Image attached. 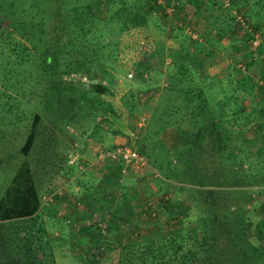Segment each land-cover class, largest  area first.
<instances>
[{"label":"rangeland","instance_id":"1","mask_svg":"<svg viewBox=\"0 0 264 264\" xmlns=\"http://www.w3.org/2000/svg\"><path fill=\"white\" fill-rule=\"evenodd\" d=\"M138 1L0 0V196L3 187L21 164L28 165L40 200L48 192L57 189L62 192L64 189L63 194L56 193L59 196L51 200L58 201V204L41 201L43 208L37 219L46 230V245L51 251L49 259L54 264L84 263L85 255L82 252L86 246L102 259L105 245L95 240V245L89 246L85 231L79 233V237H76V233H70L68 224H71V220L79 228L94 225L96 220L105 222L111 230L103 240L110 241L112 246L107 250L106 259L110 260L109 264L116 263L114 250L119 246L115 247V236L111 235L117 233L115 219L112 220L116 213L123 216L120 223V229H125H122L123 234L133 236L135 232L136 237H146L142 246L148 245L149 249H153V254H156L154 248L157 245H162L164 249L180 242L185 246L193 243L194 249L199 244V256L188 264H200V257L211 248L212 242L200 235V230L208 227H202L203 220L208 224L211 216L219 219L228 214L227 218H230L238 211L244 220L245 232L242 235L245 240L253 246L264 248V211L259 210L260 206H264V133L253 131L254 126L250 125L261 118L256 116V120L251 119L246 133L234 131L228 134L221 130L220 135L228 143L225 152L211 148L207 139L208 145L201 143L199 148H195L193 156H189L188 171L185 172L187 168L182 170L181 165L186 163L182 156L178 161V152L175 154L178 144L175 129L169 125L157 133L150 126V116L165 88L178 80L182 86L202 85L209 105L218 95L238 93L220 81L208 85V80L197 78L194 65L199 62L191 63L194 68L191 67L189 74L179 73L173 67L160 70L152 63L153 68H148L144 63L140 67L133 66L135 61L146 58L142 54L143 44L139 39L138 47L133 46V37H121L122 29H112L116 28L114 23L120 26L132 23V14L141 15L148 23L147 11L143 10L145 0ZM208 2H220L218 5L227 8L231 1ZM209 3L205 1L204 8H201L206 13L211 7ZM153 6L151 3L146 9L150 10ZM132 9L136 11L131 13ZM182 9L183 5L178 4L174 14ZM190 10L191 7H187L185 14ZM149 15L161 18L157 13L149 12ZM168 18L173 19L171 16ZM172 19L161 29L168 37H172ZM105 31L116 35H107ZM178 33L179 36L167 37L163 43H155V47L163 51L156 55L160 60L159 65L167 66L165 63L171 61L169 58L174 65H179L178 47L187 40V36L199 39V35L190 27L187 34ZM188 40L186 43L189 46ZM249 44L259 46L257 33ZM154 57L153 63H157ZM45 58L47 63L44 62ZM189 64H185L188 69ZM198 71L201 77L207 73V70ZM260 96L263 97L262 94ZM259 103L264 104V100ZM238 104L239 108L246 106L245 101L236 102V107ZM251 108L256 115L253 102ZM34 113L38 114L39 120L34 129L32 145L27 154H23L20 148L30 131ZM261 122L264 129V119ZM113 139H120L121 142L116 144H126L140 152L148 169L135 175L131 172L121 175L117 171L119 164L97 159V149L112 147ZM229 152L230 156L234 153L236 158L239 157L238 164L245 171L242 173L246 174V181L242 176L229 178L230 175H225L227 179L221 181L227 168H235L236 158L233 154L229 159ZM72 158L73 162L77 159L78 164L87 162V171L81 174L87 177L84 182L80 179L82 176L77 178L79 167L73 169L66 164V160ZM96 173L108 175L103 179L107 184L101 187L97 185L102 179L95 182ZM70 177H76L72 182L74 187L79 181L84 184L80 190L82 193L69 194V198L63 201L67 194L65 188H68L65 184L69 183L67 180ZM231 181L235 183L228 185ZM223 191L230 193L224 194ZM245 192L250 195L245 196ZM70 199L73 206L69 207L75 215H65L61 211V205L67 204ZM162 200L168 201V212L160 208ZM76 201L77 205L74 203ZM100 208L103 215L97 213ZM137 212L141 214V219L136 216ZM152 213L155 215L152 216ZM66 220H70V223H66ZM30 224L33 222L26 218H12L8 219L7 224H0V236L4 242L2 255L26 260L23 251L25 242L22 239L19 241L16 235L19 233L22 238L27 236L33 247L38 233L32 231ZM4 227L6 232L2 230ZM28 227L31 236L27 232ZM221 228L214 225L211 230L206 229L208 238L217 241L214 257L219 259L218 264H236V248L239 244L245 247V243L240 240H237L239 244L236 243L229 233L224 235ZM228 239H231L230 242H226ZM202 246L207 248L201 250ZM141 248L145 250L135 248L133 251L135 254L132 257L138 262L165 264L153 255L151 258L155 260L150 261L149 249ZM169 250L168 253L173 252L172 248ZM36 256L44 259L39 251H36ZM97 262L94 261V264ZM102 263L108 264L105 260Z\"/></svg>","mask_w":264,"mask_h":264},{"label":"trees","instance_id":"2","mask_svg":"<svg viewBox=\"0 0 264 264\" xmlns=\"http://www.w3.org/2000/svg\"><path fill=\"white\" fill-rule=\"evenodd\" d=\"M215 2V0H214ZM150 3V2H149ZM151 4V3H150ZM156 9V6H153L152 9H148L151 13ZM140 18V19H139ZM142 16L139 15V17L132 18V23H143ZM182 60V59H181ZM44 62L47 63V58L44 59ZM184 62H179V66L177 68V72L179 73H185L187 71L192 72L190 69H188L187 65L183 64ZM175 82V81H174ZM171 82L168 87L165 88L163 95L160 98V101L158 102L156 108L154 109V113L152 116H150V126L155 128L154 132H160L164 130L167 126L171 125L175 130L176 137L178 140V144L175 147V154L178 152V161L181 160V156L184 158L185 165H181L182 170L187 168L185 172L188 171L190 168V157L193 156L195 153V148H199L201 143L207 144L206 140L208 139V143L211 146V148H217L219 151H224L226 148H228V143L225 139L222 138L220 135V129L223 127V120L221 118H217V120L212 119V112L211 108L208 102V99L204 97V91L205 88L202 85H181L180 81H176L177 83ZM176 85V86H175ZM185 86V87H184ZM261 86V93H264V86L263 84H260ZM235 92H232L231 95H234ZM236 103V102H234ZM131 107V106H130ZM260 111V110H259ZM262 112L259 114V117L264 119V106L262 107ZM263 116V117H262ZM211 117V118H208ZM258 117V116H257ZM256 120V115H248L246 117V123L249 121ZM39 116L37 113H34L31 118V127L30 131L26 135L23 144L21 145L20 151L23 154H27L29 151L33 137H34V129L38 123ZM263 122H259L257 126H259L262 129ZM259 129V128H258ZM264 133V131H262ZM121 144V143H120ZM214 144V146H212ZM119 144H115L110 148L107 149H101L99 150H111L114 147H116ZM208 145V144H207ZM97 149V152L99 151ZM227 151V150H226ZM225 152V151H224ZM231 152V151H230ZM230 152L227 154V157H232L234 153L231 154ZM140 153V152H139ZM185 153V154H183ZM96 154V152H95ZM175 157V155H174ZM234 158H236V155H233ZM154 158V156H153ZM176 158V157H175ZM230 159V158H229ZM235 160V159H234ZM177 162V165L179 166V162ZM239 157L236 158L235 162V168H227L226 174H224V178L221 179L222 182H224L227 177L225 175H230L229 178L233 177H240L242 176V179L246 181V174L242 173L244 170L241 169V167L238 164ZM109 162V161H108ZM149 162V161H148ZM112 163V162H111ZM221 165H223V161L220 162ZM66 164H68V161L66 160ZM222 169V168H221ZM245 172V171H244ZM187 176V174H185ZM230 181V180H229ZM243 181V182H244ZM240 182V181H239ZM235 183V181H231L228 183V185H232ZM219 184V182H218ZM217 184V185H218ZM247 192V190H246ZM245 196H249L250 193L246 194ZM223 193L229 194L230 191H223ZM2 195L0 196V224H7L8 219L12 218H26L33 222V224H30L32 231L36 234V243L32 247L31 240L27 238V236H24L23 238L19 235V233L16 235L18 240L20 241L22 239L23 242H25L23 246L24 254L26 255V260H19L10 257L9 255L4 253L3 248V237L0 236V264H54L53 261L50 258L51 251L49 246L46 245V241H48L45 237L46 230L42 225H40L39 222H37L39 212L43 208L41 205V201L43 199L38 197V194L36 193L34 186L31 181V175H30V169L28 168L27 164H21L17 171L13 176L10 177L9 181L5 184L2 190ZM53 199L56 194H53ZM59 196V195H58ZM163 203L160 206V208L169 211V203L167 200H162ZM51 202V201H49ZM251 207V206H250ZM261 212L264 211V206H260L259 209ZM100 215H103L101 212V208L97 212ZM140 213L137 212L136 216L140 217ZM228 214L226 217L227 218ZM122 214L116 213L113 214L112 220L115 219L114 224L116 225V231L117 233L112 234L113 241H116L115 247H118L116 249L114 247V250L116 252V263L114 264H144L143 260L141 262H138L136 258H133V251L135 248L143 251L147 246H142L145 244V238L143 237H136L135 232L133 233V236L131 235H124L122 230L120 229V223L122 222ZM219 218L217 219L215 216L209 217L208 224H205L206 220H203V226H208L204 230H200V235L202 238H206L207 241H211L209 247V252L202 257H200V264H218L219 259L215 258V243L217 241L213 242V239L208 238V230H211L214 225L218 226L220 225L222 233L230 234L234 241L239 244V242L245 243L244 246H240V244L237 246L235 251V257L237 258L236 264H264V248L256 247L251 245L249 242H247L242 235V233L245 232L244 228V220L243 216L239 214L238 211L235 212V215L232 214L230 218L223 219ZM141 219V217H140ZM49 221V220H48ZM7 222V223H4ZM71 220V224L68 226L74 227L75 233H81L82 231L86 232L88 241L90 242L89 246H92L94 243L98 241L99 243L105 245L104 252H102V259L99 258V255H97V258L94 257L95 252L92 253V250L90 247L86 246V249L82 252L85 256V264H94V261H98L97 264H100L103 260L106 261V263H110L109 259L107 258V250L112 249L111 242L108 240H103L104 238H107L110 233V228L105 227L104 229L101 228L100 223L98 220H96L95 224H88L85 228L80 227L79 225L75 224ZM66 223H70V220H66ZM11 224V223H9ZM106 224V223H105ZM20 227V226H19ZM70 227V228H72ZM90 227V229H89ZM6 232V227L2 228V230ZM27 232L30 233V236L32 233L30 232V227L26 228ZM84 229V230H83ZM124 229V228H123ZM125 230V229H124ZM261 229L259 230V232ZM232 232V233H231ZM255 232L257 233V229H255ZM21 234H24L21 233ZM34 234V235H35ZM111 238V236L109 237ZM96 240V241H95ZM228 239L226 242H230ZM240 240V241H237ZM134 241V242H133ZM106 242V243H105ZM178 242V240L175 242V244ZM106 244L111 248H107ZM136 244V245H134ZM174 244V245H175ZM95 245V244H94ZM162 245H157L154 249V252L156 254H153L152 250L149 249L150 252L148 258L150 261H154L153 257H157L158 259L165 262V264H172L176 262V264H188L189 261H193L196 257L199 256L200 250L198 249L199 244L196 245V248L193 249V243L190 245V243L185 246L181 242L176 244V246L172 247H161ZM169 248H172L173 252L168 253ZM205 246H202L200 249L205 250ZM36 251L41 252L42 258H37ZM144 253V252H143ZM135 254V253H134ZM2 255V256H1ZM92 255L94 258H92ZM153 257L151 258V256ZM96 256V255H95ZM129 258V259H125ZM93 259V260H92ZM178 260V261H177ZM148 260H146L147 262Z\"/></svg>","mask_w":264,"mask_h":264},{"label":"crops","instance_id":"3","mask_svg":"<svg viewBox=\"0 0 264 264\" xmlns=\"http://www.w3.org/2000/svg\"><path fill=\"white\" fill-rule=\"evenodd\" d=\"M177 1L179 4L183 5V9L181 12L172 15L171 17H173V19L163 15L157 9L155 12L151 11V13L160 14L161 18H152L149 15L150 11L146 9V6L150 4L149 0H145L143 10L147 11L146 15L149 20L148 23L145 19H142L144 22L141 23L140 26H138V23L133 24L130 22L125 26H120L114 23L116 28L111 29H122L119 34L121 37H133L135 39V41L132 42L133 46L138 47L140 41L143 44L142 49L144 52L142 54H144L146 58L142 57L141 59L137 60V62L135 61L133 66L140 67L141 63H144L148 68H153V66L150 64L152 63L155 64V66L160 70L168 67L178 68L179 65H174L171 58H169L171 60L170 62L167 59L168 61L165 63L167 66L163 67L161 64L159 65L160 60H157L156 55L163 53V51L159 48H156L155 43H163L167 40L168 36H165V33H163L161 29H164L163 27L165 26L166 22L169 21V19H172L174 22L172 25L173 29L171 28L172 37L179 36V31L185 35L184 33H186L187 28H192L197 33V36L199 35V39L196 40L189 36L191 39L188 40L189 37L186 35L190 44L188 46L186 43L187 40L185 39L178 47V61L184 62L183 64L190 63L189 65L191 71V67L194 68L195 66L194 70L198 73H196L198 76L197 78L200 80H208V85L214 81H220L224 85L231 86L232 89L238 93L234 95H231V93L218 95L214 98V100H212V104L210 103L212 118L214 120H217V118H221L223 120V127H221L220 131L223 130L224 133L228 134L233 133L234 131L246 133V127L251 125L254 126L253 131L260 130L258 132L262 133L264 129H261L259 126H257L258 123L262 121V118L256 123L253 122L248 125V123H246V117L248 115H250V117L251 115H254V109L251 108L252 102L255 105L256 116L259 117V114L263 113L262 107L264 104L259 102L264 100V93L260 92V84H263L264 86V0H230V7L227 8H223L218 5L220 2L209 3L208 0ZM205 1L206 4L209 3V7L211 6L209 9H207V13L201 9L204 6L203 4ZM187 7H191V10L188 14H185ZM130 11L133 13L136 10L132 9ZM133 16L137 18L139 17V14L138 16L132 14V18ZM180 17L181 19H179ZM104 33H107V35L109 33L116 35L111 31H105ZM256 33L259 36V46L252 47L249 43ZM172 37L170 36L168 38L170 39ZM139 39L140 41H138ZM181 39L184 38L181 37ZM153 56H155L154 59H156L157 63H153ZM192 62H199V64L196 63L193 66L191 64ZM239 66L242 68H239ZM199 69L200 71L205 70V72L207 70V73L204 77H201L199 74ZM186 73L189 74L190 72L187 71L185 74ZM235 73L236 76L233 77ZM259 93H261L263 97H261V94ZM243 101H245L246 106L241 105L240 109L238 104V107H236V103L234 102L241 103ZM113 141L114 144L121 142L120 139H113ZM160 142L165 145L163 141ZM68 164H70L69 167H74L73 169H77L79 167L78 173L80 176L77 175V178L82 176L80 178L83 179L82 182L87 179V177L85 178V176L81 175L87 171V162H81L83 165L82 166L81 164H78L76 159L75 162H68ZM144 169H148V167L145 166L138 170H129L128 173L131 172L135 175V173L143 171ZM132 174H130V176H132ZM95 177V182L99 178L102 179L100 183L97 184L100 187L107 184L105 181H103V179L108 177V175L96 173ZM75 178L76 177H70L67 180L69 182L68 184H65V186L68 187L65 188L67 194L65 193L63 201H66V199L69 198V194H76L77 191H80L81 188H83L82 185L84 184L80 181L76 184L77 186H73L72 182ZM70 186L72 187L69 188ZM63 191L61 192V190L57 189L54 190V194H63ZM80 193L82 192L80 191ZM71 199L69 202H67V204L63 203L61 205V211H63V214L65 215H75L73 212H71L72 208L69 207V205L73 206V201H71ZM51 203L58 204V201L56 202V200H54ZM74 203L75 205L78 204L77 201ZM69 229L70 233H75L73 228L69 227ZM122 229L123 228H121V230ZM79 236L80 234L78 233L76 237ZM79 244H81V242Z\"/></svg>","mask_w":264,"mask_h":264},{"label":"built area","instance_id":"4","mask_svg":"<svg viewBox=\"0 0 264 264\" xmlns=\"http://www.w3.org/2000/svg\"><path fill=\"white\" fill-rule=\"evenodd\" d=\"M149 2L153 3L156 6L157 10H159L163 15L167 17L174 15L179 4L177 0H149ZM96 157L100 160H106L112 163L119 164L118 168L121 175H125L128 170H138L147 165L143 155L126 144H119L111 150H99L98 152L96 151ZM73 159L74 158L69 159L68 162L71 163ZM53 194L54 192H48L45 196L42 197V199L51 201L53 198ZM154 215L155 213H152V216ZM100 226L102 229H104L106 227L105 222H101ZM94 257L97 258V255Z\"/></svg>","mask_w":264,"mask_h":264},{"label":"clouds","instance_id":"5","mask_svg":"<svg viewBox=\"0 0 264 264\" xmlns=\"http://www.w3.org/2000/svg\"><path fill=\"white\" fill-rule=\"evenodd\" d=\"M143 157H144V156H143ZM144 159H145V158H144ZM146 164H147V162H146ZM146 166H148V165H146ZM128 171H129V170H128ZM128 171H127V172H128ZM118 172H119V168H118ZM127 172H126V173H127Z\"/></svg>","mask_w":264,"mask_h":264}]
</instances>
